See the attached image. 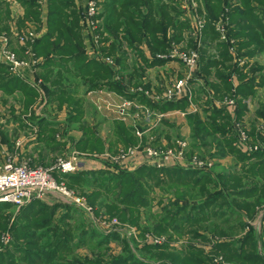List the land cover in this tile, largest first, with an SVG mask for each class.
<instances>
[{
	"label": "trees",
	"instance_id": "obj_1",
	"mask_svg": "<svg viewBox=\"0 0 264 264\" xmlns=\"http://www.w3.org/2000/svg\"><path fill=\"white\" fill-rule=\"evenodd\" d=\"M15 1L24 10L16 18L12 17L11 0H0V35L9 37V47L12 43H20L23 50H29L31 63L38 56L42 57L40 63L34 65L42 68L43 77L34 76L45 86L49 104L58 101L60 108L67 105L76 112L70 111L68 116L84 129L78 147L103 151V147L113 150L120 143H135L134 128L123 120L117 121L116 131H113L116 140H109L108 145L107 140L94 134L92 124L83 120L84 95L107 89L133 98L135 90L130 89L129 84H134L137 77L142 78L144 69L138 72L135 61L129 62V56L137 53L146 66L161 63L167 59L157 58L156 53L171 48L167 39L169 32L172 40L181 43L185 39L183 31L189 33L191 30V21L182 20L185 12L180 1L91 0L98 10L93 16L89 15V5L84 7L79 0ZM200 1L206 8L202 10L201 5L195 8L205 23V49L201 53L197 48L201 56L199 69L217 78L202 85L201 91L212 92L211 88L216 86L212 96L222 92L229 94L228 98L235 104L230 106L231 111L227 105L220 107L213 99H208V107L189 113L187 119L194 147L202 143L203 147H197L204 148L215 159L231 156L234 166L224 165L219 160L216 165L223 164V170L218 173L178 164L162 168L146 164L133 171L85 166L74 173L54 170L55 176L60 174L67 178L71 188L87 189V203L96 217L109 214L124 226L139 229L143 238L147 233L167 235V241L159 244L145 241L138 245L126 232H122L124 236L119 230L105 232L84 219L76 223L79 226L74 225L77 213L82 216L81 208L74 204L48 203L35 198L17 207L11 202L0 201V238L6 232L12 236L7 250L0 252V264H207L210 261L205 249L207 243L211 246L210 252L222 256L228 263L264 264V235L260 252L257 231L252 224L264 207V148L245 151L238 142L240 132L236 127L248 110L243 102L250 97L258 98L255 115L262 128L256 125L258 130L252 127L251 132L262 138L259 133L264 131V95L260 90L264 88V62L258 57L264 55V0ZM44 4L47 7L46 33L22 43L20 36L33 28L41 29ZM89 20L98 22L95 32L87 27ZM221 20L226 28V39L219 41L216 24ZM86 31L96 51L103 58H115L119 65L112 68L89 57ZM97 37L99 40L95 43ZM214 47L217 53L209 54L208 50ZM22 72L23 75L14 73L8 64L0 62V90L34 99L31 80L25 76V70ZM142 97L140 102L162 112L186 108L189 99L185 95L177 102L167 101L157 106ZM53 139V144L48 139L45 142L60 146L61 143ZM156 192H167V203L162 205L165 197L155 195ZM157 198L161 206L154 210ZM63 206L68 211L57 217L56 213ZM15 208L19 211L14 214ZM142 210L147 224L142 222ZM62 221L65 226H61ZM75 231L81 232L79 238ZM186 234L192 236L186 247L175 250L172 239L180 240ZM113 242L121 247L118 253L114 252ZM80 249L88 252L82 253Z\"/></svg>",
	"mask_w": 264,
	"mask_h": 264
},
{
	"label": "rangeland",
	"instance_id": "obj_2",
	"mask_svg": "<svg viewBox=\"0 0 264 264\" xmlns=\"http://www.w3.org/2000/svg\"><path fill=\"white\" fill-rule=\"evenodd\" d=\"M179 1L181 3L182 9L185 12L181 16L182 20L183 21L189 20V22L191 21L190 25H192V26H191V30L189 31V33L186 30L183 31L184 37H182V38L183 39L185 38V39L181 43H176V40H172L173 35L171 34V31H170L168 36H167V39L169 41V46H177L178 48H180L182 50H186V51L199 48V51L202 53V49H205V48H203V43L205 42V37L203 35V30H202L201 36L195 34V32L193 30V25L197 21L194 20L193 18H194V15L196 14L195 8H198L201 5V7H203L202 8V10H203L206 7H204L205 5H203V1L198 2L199 0H196L195 3H192V4L190 3V5L187 7L185 6V3L183 2V0H179ZM79 2L82 3V5L85 7V5H89L91 0L90 1L89 0H79ZM10 6H11V3H10ZM188 7H189V9H188ZM23 12H24V10H23ZM23 12L21 11L20 14ZM202 15H205V11H204V13H202ZM219 17L221 18L220 14L218 15V18ZM201 20H203V19H201ZM90 22L91 21L89 20L87 23V27L89 29H91L93 32H95V28H96L98 22H96V24H92ZM219 24H220L219 22H217V24H216L217 30H218ZM187 27H189V26L187 25ZM187 29H189V28H187ZM31 30L35 31L34 33L38 38L43 35L41 30H38L36 28H33ZM182 30H183V28H180V31H182ZM218 31L220 33L219 36L221 37V38L219 37V41L224 40L222 38V34H221L220 30H218ZM188 34L192 35V37H189ZM95 39H96V41H94V42L98 43V40H99L98 37ZM213 43H215V42H213ZM165 51L166 52L158 51L156 54H166L170 51V47H167V49ZM208 52H209V54H212V53L215 54V53H217V48H215V47L210 48V50H208ZM16 55L21 60H25V61H28V63H31V58H30V55L27 53V49H24V54H19L18 52H16ZM104 59L108 63H114V65H119L118 62H115L116 61L115 58L105 57ZM258 59H259V61L264 62V55L259 56ZM36 60L38 61V64H39L40 60H42V57L38 56V58ZM132 60L135 61V66L137 67L138 72L141 71V68L144 69L143 70L144 71L143 78H144V76L146 77L145 73H147V71H149V68L147 69V66L145 64L144 59L141 56H139L137 53H132L129 56V62H131ZM168 61H170V60H168ZM200 61H201V56H200ZM131 67H132V65H131ZM25 68L26 67H23L22 71L25 70ZM28 68L31 69L30 71L33 70L32 73L34 76L35 70H36L34 63L29 64ZM246 70H249V68L247 67ZM21 73L23 75V72H21ZM38 73L36 75H38L42 79V77H43L42 74L41 73L38 74ZM157 75H160V74H157ZM208 75L205 72L202 73L201 69H199L196 77H197V80L202 81L203 85H205V83L207 84L208 81L213 82V81L217 80L215 74L212 73V75L210 77ZM163 76L164 75H162V77ZM178 76L179 75H177L176 77H178ZM173 77H175V76H173ZM163 78H165V76ZM180 78L181 77H178V79H176L175 81L180 80ZM33 79L34 80H32L29 83L32 87H34V90H35V96H34L35 98L34 99H31L32 98L31 96L28 97V96L21 94V93H18V92H15L14 94H9V93L5 92V90H2V89L0 90V139L2 137V140H3L2 142L0 141V169L4 165V163L7 162L9 156H13V157H16V159H18V157H20V155H21V157L23 159L25 158V156H23V153H25V152L20 150V148H17V146L18 147L22 146L23 140L26 139L27 136H29L28 135L29 129L26 128L24 130V129H22L23 127H21V131H19L20 130L19 128L18 129L9 128L6 130H4L3 128L1 129L2 125L5 123V121H7V119L10 120L13 118L12 111L20 109V110H22L21 112L27 113L28 115L31 112L34 113V112L38 111L41 113L43 112V114H47L51 117L56 116V114H57L56 112L57 111L60 112L62 110L66 111L67 113H69L70 111L73 114L76 113L75 111L74 112L72 111L73 110L72 107L69 108L67 105H63L60 108V106H58V103H59L58 101L53 102L51 104L46 102L48 98H47V94L45 91L46 90L45 86L41 84V79L37 80L35 76ZM181 79H184V77ZM164 80L166 81V79H164ZM143 82L144 81L142 80V78L139 79L137 77V79H134V84H129V86H131V88L130 87L129 88L132 90L133 89L139 90V91L143 90L145 92L146 87L143 84ZM164 86L165 87H162V90L160 93H153V92L148 91V92H145L144 94H146V96H148V97H154V99L157 98L158 101L165 100L167 98V97H165V94H166V91L168 90V88L170 87V85H164ZM213 88L217 89L216 86ZM213 88H211L210 91H212V90L214 91ZM213 91L208 92V93H204V92L198 90V92L201 95L202 94L205 95L201 99L200 105L202 106V109H203V107H208V102H209V101H207L208 99H213L218 106L227 105L225 103H226V101H228L230 99L227 96L229 94L222 92V93H219L218 95L216 94L215 96L213 94V96H212ZM80 92L84 95L83 88L80 89ZM260 93H261V95H264V88H262L260 90ZM119 95L121 97H123V95H121V94H119ZM84 98H85L84 106L82 108L84 111L83 120L85 122H89L90 124H92L93 127L91 129L95 131L94 134H99L104 140H107L106 145H108L109 140H111V139L116 140L114 138V132L113 131H116L117 121L123 120L126 124H127V122L125 120L129 121L128 116H126V115H127L128 109L130 110V108H131L130 103L126 102V100L123 101V99H122V100H119L118 103H113V104L109 105V107H107L108 105H105V108L101 109V106L100 105L97 106L96 102L89 100L88 97L86 98L84 96ZM175 100H178V99H175ZM243 103H244V105L247 106L248 110H247L245 116L243 117L242 123H238L237 126H238V129H239V127H241V129L244 130L248 136V138H247L248 144L245 146L244 150L248 151V152H253V151L258 150L260 148H264V138H263L264 131L259 133L262 138H258L259 137L258 134L256 135V137L253 136L255 134H252V132H251L252 127L254 129H255V127L257 129V126L261 127L259 124H257L258 123L257 117L255 115L257 108H258V98L252 99L250 97V98L246 99V101ZM106 109H108V110H106ZM120 110H123L124 114H122ZM141 110H142V114L145 115L144 119H145V121H147L146 122L147 125H146V127L143 128L144 130L141 129V125H138V127H135L133 129L135 135L137 136V141H135V143H133V144L125 145V144L120 143L119 146H117L113 150H111L110 147H103L104 148L103 151L99 150V149H88V148L86 149V148L78 147L77 144H78L79 140H77L76 137H79L82 133L84 134V129L82 127L80 128L79 124L77 122H75L72 124L73 137L71 138V140L68 137V133L66 131L64 132V130H58V131H55L53 133L48 134L49 138L55 137L58 140H60L59 143H61L59 147L57 146L58 148H56V149L54 148L52 152L50 151L52 156L49 154L48 156H45V157L41 156V158H39L38 154L41 155L43 153L42 155L44 156V154L49 152L48 150L52 149V146L50 148H48V147L46 148L45 144L38 143L34 149V154H36L37 156L32 157L34 159V161H36V162L32 161L34 163V165L31 164L32 162L28 157L25 158L24 161L18 160V162H20L22 164H27L31 167H43V168L51 169V168L55 167V165L61 159L72 157L75 154V155L79 156L80 158H83L84 160H82V161H85V159L86 160L90 159V160L101 161L105 168H110L111 170L118 168V169H128V170L133 171V170L137 169L138 167H141L142 165H146V164L148 166H153V167H158V168L159 167L162 168L164 166H169V165H167L170 162V161H168V159L158 158L155 160V159L149 158L146 154L147 152H145L146 148L149 147V148H151L153 150H157V151H160L161 149H170V150L173 149V150H178V152H179L181 149H183V153H184L183 157H185L184 158L185 163L193 162L192 160H195L198 162H203V164L201 165V167L199 169H206V170H209V171L215 172V173L216 172L218 173L219 171L223 170V167H221V166H223V164L227 165V166H234L235 160L231 156L223 157V158H221V160L217 159V158L215 159V158L211 157V155L209 154V152L207 150H205L204 148L199 149L197 147V146L203 147L204 145L202 143H198L197 146L194 147L195 141L191 138V130L187 129V127H186L187 130L185 131L184 128H182L175 121L176 117L173 118V116H171L172 112H169V111L168 112H164V111L162 112V111L156 110V109L153 110L150 107H143V108L141 107L139 109V111H141ZM104 111H107V113L109 115L106 114V116H105L103 114ZM121 116H123V117L126 116V119H124ZM25 121H31V120L28 119ZM164 121H167L169 123V125H166ZM156 127H160V129L161 128L165 129V127H168V128H166L165 130H162V131H165L164 133H166L165 135H163V137L160 136V138L157 141L149 143L148 142L149 138H146V136H144V134H145V132H148L149 130L151 131L152 128H156ZM135 130H137V131L135 132ZM150 131H149L148 135H150ZM33 133H35V132H33ZM45 137H47V135ZM67 137L69 138L70 143L72 141L71 145L68 142ZM64 138H66V141H67V143H65V145H64V143L61 142V141H63ZM238 142H239V144L242 145L241 135H239V137H238ZM6 143L9 146H11V147H9L10 150H13L12 152H8L7 154L4 152V149H3V145ZM182 143H185V146L183 148L181 146ZM51 144H53L52 141H51ZM250 146L252 147V149L250 148ZM255 146H257V149H254ZM130 148L137 150V153L132 155V156L137 157L138 154H141V156L144 158V160L141 164L134 165V163H130L129 165H125L124 163L120 162L121 161L120 157H122L121 153L124 152L127 154L128 153L127 151ZM242 148H243V146H242ZM14 149L15 150L17 149L18 151L15 152ZM21 157H20V159H21ZM47 157H49V158H47ZM175 159L176 158H174V160ZM179 159H180V157H179ZM219 160L223 164L218 166V165H216V163ZM157 163H161V166H157ZM172 164L173 165L178 164V165L186 166V165H183L184 162L175 161ZM189 167L198 168V167H193V166H189ZM53 173H54V171L52 172V174ZM53 176L59 182V184L67 187L70 191H72L74 193V195L79 196V197H84L86 199V201H88L87 196L85 194V190L87 191V189L84 190L83 188H71L69 186V183H68L66 177H64L60 174L58 177L55 176L54 174H53ZM155 195H157L159 197H160V195H163L165 198L163 199L164 201L162 202V205L167 203V201H168L167 197L169 196L167 192H163V193H160V192L157 193L156 192ZM50 196H52L54 199H57L56 201H61L65 204H72L68 200L66 201L65 198H63L60 194L54 193V194H50ZM159 200H160L159 198L156 199L155 205H154V210H158L160 208L161 205L158 204ZM18 211H19V208H15L13 213L14 214L18 213ZM66 211H68V208L66 206L61 207L58 210V212L56 213L57 217H59L60 214L66 212ZM144 213L145 212L143 211L142 222L147 224L146 217H145ZM81 214H82V216L79 213H77L76 218H74L75 220L71 219V220H73L74 225L79 226L76 223H78L79 220L84 219L87 223H90L92 225H96L97 227H100V229H102L103 231H107V230L103 229V228H105L104 227L105 225L114 226V227L117 226L118 227L117 229L121 228V230H120L121 233L126 232L125 234L127 235L128 238L134 237L135 240L137 241L138 245L142 244L145 241H150L153 244H157V243H154L151 239H153V240L154 239H160L162 241L161 243L167 241V235L158 236L155 234L147 233L146 237L143 238L140 235L139 229H137L134 226H128V225L124 226L121 223V221L119 219H117V217H109V214H107V213H105L107 215H104L103 218H100V217L98 218L93 213V211H92V213H89L86 210L81 209ZM71 220H69V221H71ZM114 220H117L118 223L114 224V222H113ZM66 223H68V221H66ZM263 223H264V207L259 210L256 218L254 220H252V224L255 226L256 231H257V238L259 240L258 246H259L260 252L263 251L262 250L263 249L262 243H261L262 235H264V227H263L264 224ZM61 226H65L63 221L61 222ZM122 228H123V231H122ZM80 233L81 232H79V231L78 232L75 231V235L78 238H79V235L81 236ZM203 233H205L206 235L208 234V236L210 238L213 237V235L211 233H209L208 231H204ZM122 235L124 236V233H122ZM190 237H192V236L189 234H186L185 236H182L180 240H176V238L172 239L173 248L175 250L182 249V248L184 249L186 247V242L188 241V239ZM11 240H12V236L9 232H6L1 236V238H0V252H4L5 250H7L6 247L8 246V244L10 243ZM199 243H202V242H199ZM113 246H114V252L118 253L121 249L120 245H118V243H116V242H113ZM205 246H207L205 249H206V252L209 253V258H210V261L207 264H232V263L226 262L222 258V256H218L215 253L210 252L211 246L208 243L205 244ZM79 251L82 253L88 252L85 249H80Z\"/></svg>",
	"mask_w": 264,
	"mask_h": 264
},
{
	"label": "crops",
	"instance_id": "obj_3",
	"mask_svg": "<svg viewBox=\"0 0 264 264\" xmlns=\"http://www.w3.org/2000/svg\"><path fill=\"white\" fill-rule=\"evenodd\" d=\"M196 1V0H195ZM199 2V1H198ZM11 11H12V17L16 18L20 12H23V8L22 5L15 0H11ZM46 11H47V7L44 4L43 6V17H42V21L40 23V30L42 32V34H45L47 31V25H46ZM198 14V13H197ZM90 34H88V31H86L85 33V43H86V52L89 55V57H92L94 59L100 60L101 62H104L108 65H110L112 68H115L116 65H114V63H108L101 54H99L96 51V47L95 45L92 43V40L90 39ZM91 41V42H90ZM145 47V50L148 49L146 47V45H143V48ZM11 49H14L16 52H18L19 54H24V50L22 48V45L20 43H12L10 45ZM148 52V51H147ZM147 55V54H146ZM149 56V53H148ZM149 60H151L149 58ZM0 62H3V58H2V53L0 51ZM149 68V71H147L146 77L144 76V78L142 77V80L144 81L143 84L145 85V92H153V93H160L162 90V87H165L164 85H171L172 83H174V81L176 79H178V77H185L187 75V69L185 67V65H183L182 62L178 61V60H163L161 61V63H157V64H153V65H149L147 66V69ZM35 74L42 73V68L40 66L35 68ZM31 69H29L28 67L25 68V76L30 79L31 81L34 80V76L32 71H30ZM38 73V74H39ZM160 74V75H157ZM162 75L165 76V78L162 77ZM177 75H179L178 77H176ZM159 76V77H158ZM168 76V77H167ZM175 76V77H173ZM180 78V79H181ZM166 79V81L164 80ZM200 82V83H199ZM189 85H187V87L185 88V94L186 96H188V102H187V106L186 108H176V109H170L168 110L169 112H172L173 118L176 117V122L182 127L184 128V130L186 131L187 129L191 130V127L189 126L188 123V119H187V115L191 112L195 113V112H201L202 111V106L201 104V99L205 96L204 94H200L198 92L201 91L202 89V81H199L197 79H191L189 81ZM143 90L139 91V90H135L134 97L133 98H127L125 96L121 97L117 92H113L107 89H99V90H93L88 92L86 95H84L86 98L88 97L89 100L96 102L97 106L100 105L101 109L105 108V105H108L107 107H109V105L113 104V103H118L119 100H126V102H129L131 105L130 110L128 109L127 115L129 121L125 120L127 122V124L129 126H132L133 128L138 127V125H141V129L144 130L143 128L146 127V122L144 119V116L139 109L142 107H149L148 103L144 102H140L139 99L143 98L142 96H145L144 98L148 101H150L151 103L160 106L163 105L165 102H167L168 100H162V101H158L157 98L154 99V97H148L146 96V94ZM137 94V95H135ZM81 95L83 96V94L81 93ZM132 95V93L130 94ZM122 101V102H123ZM171 101V100H169ZM47 102V101H46ZM171 102H177V100H172ZM219 104V103H218ZM226 105H220V107H224ZM47 107V106H46ZM106 107V108H107ZM229 109L232 110V107L228 106ZM138 108V109H137ZM108 110V109H106ZM22 110L17 109L15 111H12L13 113V118L5 121V123L2 125L1 129L3 128L4 130L9 129V128H16V129H20L19 131H21V127H23L22 129H29V136H27L26 139L23 140L22 146L17 148H20V150H22L23 152V156H25V158H29L31 160V162H36L34 161V159L32 157L37 156L36 154H34V149L35 146L38 143H43L45 144L46 148H50L52 146L51 150H48L49 152L44 154V156L41 154H38L39 158L48 156L49 154L52 156L51 152L53 151V149L58 148L56 145H50L49 143L47 144V140L52 141L53 138H49L48 134L49 133H53L54 131H56L57 129L59 130H64V132L66 131L68 133V137L71 138L73 137V128H72V124L75 123V121H71L70 117L68 116V113L66 111H60V112H56V116L51 117L47 114H43V112H34V113H29V115L27 113L21 112ZM165 111V112H168ZM64 112V113H63ZM103 114L106 116L109 115L107 113V111H104ZM126 116H121L124 119H126ZM30 117V118H29ZM30 119L31 121H25ZM238 124V123H237ZM236 124V127L238 128ZM187 127V129H186ZM168 127H165V129ZM163 128L160 129V127H156V128H152L150 131V135L149 131L145 132L144 136H146V138H149L148 142H154L157 141L160 136L163 137V135H165L166 133H164L165 130ZM137 130H135L136 132ZM35 132V133H33ZM153 134V135H152ZM47 135V137H45ZM184 135V134H183ZM190 135V134H189ZM188 135V136H189ZM67 137V138H68ZM83 137V133L79 136L76 137L77 140H80ZM68 138V142L70 143ZM0 141L2 142V137L0 139ZM54 141V139H53ZM57 142H60V140H58L56 138ZM55 141V142H56ZM62 143H67L66 138L63 139V141H61ZM72 143V141H71ZM70 143V145H71ZM3 144V143H2ZM11 146H9L7 143L3 145V149L4 152L7 154L8 152H12L13 150H10ZM15 150V149H14ZM18 150L16 149L15 152H17ZM51 151V152H50ZM21 157V155H20ZM18 157V160H22L24 161V159L21 157ZM49 158V157H47ZM144 158L141 156V154H138L137 157L136 156H131L128 157L125 161L124 164L125 165H129L130 163H134V165H138L141 164L143 162ZM32 162V163H33ZM173 163V162H172ZM172 163H168L167 165L171 166L173 165ZM84 166L86 168H91V169H99V168H103L104 165L101 161L98 160H90L87 159L85 161ZM105 168V167H104ZM57 199H54L52 196L48 195L46 196L43 201L48 202V203H56V202H61V201H56ZM264 227V226H263Z\"/></svg>",
	"mask_w": 264,
	"mask_h": 264
},
{
	"label": "built area",
	"instance_id": "obj_4",
	"mask_svg": "<svg viewBox=\"0 0 264 264\" xmlns=\"http://www.w3.org/2000/svg\"><path fill=\"white\" fill-rule=\"evenodd\" d=\"M183 2L187 7L190 5V3H195V0H183ZM96 11L97 6L94 1H91L89 3V15H95ZM193 19L197 21L193 25V30L195 34L201 36L205 23L197 14L194 15ZM90 23L95 24L94 21H91ZM219 23L220 24L218 25V30H220L222 38L226 39L225 25L222 21H220ZM34 32V30H30L25 36H20L21 42H27L28 39L34 40L35 37H37ZM9 40L10 39L8 36L0 35V51L2 53L3 62L10 66L11 71L22 75L21 72L23 67H26L31 63H28V61L21 60L19 57H17L16 52L9 47ZM27 53L29 54V50H27ZM156 57L167 60H178L185 65L187 69V75L184 77V79L174 81V83H172L166 91L165 97H167L166 99L168 100H175L185 96V88L189 84V81L191 79H197L196 75L199 70L200 61L199 51L197 49L186 51L178 48L177 46H171L168 53L157 54ZM37 62L38 61L35 59L32 64H36ZM225 104H227V106H232L235 103L233 99H229ZM120 111L122 114H124L123 110ZM239 132L242 137V145L245 148V146L248 144V136L246 132L241 129V127H239ZM181 146L183 148L185 146V143H182ZM250 148L252 149L251 146ZM254 149H257V146H255ZM127 152V154L124 152L121 153V163H124L123 161H125L128 157L136 154L137 150L130 148ZM145 152H147V156L151 159H168L170 163H174L175 161L184 162L183 165H186L185 167L193 166L200 168L203 164V162H198L195 160H192L193 162L190 163H185V157H183V149H181L179 152L178 150L173 149H161L160 151H157L148 147L146 148ZM174 158L176 159L174 160ZM82 160L84 159L74 154L72 157L61 159L55 165V167L48 169L43 167H31L27 164L18 162L16 157L9 156L7 162L4 163V165L0 169V201L11 202L17 207H21L31 202L35 198L43 200L46 196L57 193L65 198L66 201L68 200L79 208L92 213V209L88 205L84 197L74 195V193L67 187L59 184V182L54 178L52 174L54 170L60 173L77 172L85 164L86 159L85 161ZM157 166H161V163H157ZM113 222L114 224L118 223L117 220H114ZM104 227L105 228L103 229L107 230L105 232L121 230V228L117 229V226L114 227L105 225ZM151 240L157 244L162 242L160 239Z\"/></svg>",
	"mask_w": 264,
	"mask_h": 264
}]
</instances>
